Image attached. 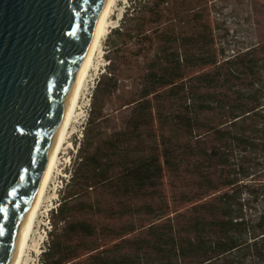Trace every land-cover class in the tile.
Wrapping results in <instances>:
<instances>
[{
    "label": "trees",
    "instance_id": "16d2710c",
    "mask_svg": "<svg viewBox=\"0 0 264 264\" xmlns=\"http://www.w3.org/2000/svg\"><path fill=\"white\" fill-rule=\"evenodd\" d=\"M184 2L131 0L127 15L184 21L166 12ZM160 34L110 132L99 95L119 79L98 81L41 264H264V40L221 61L206 23Z\"/></svg>",
    "mask_w": 264,
    "mask_h": 264
},
{
    "label": "water",
    "instance_id": "95a60500",
    "mask_svg": "<svg viewBox=\"0 0 264 264\" xmlns=\"http://www.w3.org/2000/svg\"><path fill=\"white\" fill-rule=\"evenodd\" d=\"M106 0H0V264H11Z\"/></svg>",
    "mask_w": 264,
    "mask_h": 264
},
{
    "label": "rangeland",
    "instance_id": "374dc122",
    "mask_svg": "<svg viewBox=\"0 0 264 264\" xmlns=\"http://www.w3.org/2000/svg\"><path fill=\"white\" fill-rule=\"evenodd\" d=\"M184 1L186 2L183 6L170 7L166 12L172 16L181 10L187 18L165 25L153 22L147 14L145 16L135 14L134 17L127 15L132 6L131 0L115 1L22 264H41V255L50 241L52 212L62 202L66 184L73 173L75 161L78 160V150L87 137L86 131L94 105L96 86L108 68L114 71L119 79V88L111 95H99L102 103H105L104 113L109 115V120L101 128L105 132L123 125L127 111L123 112L122 106L136 93L145 58L157 51L156 45L162 31L170 35L182 32L189 34L192 25L206 23L221 61L249 50L264 40V0ZM116 30H120V34L115 33ZM141 30L148 36H139L138 32ZM97 132L95 129L92 137H96ZM167 183L168 179L165 187L169 191Z\"/></svg>",
    "mask_w": 264,
    "mask_h": 264
},
{
    "label": "bare ground",
    "instance_id": "6f19581e",
    "mask_svg": "<svg viewBox=\"0 0 264 264\" xmlns=\"http://www.w3.org/2000/svg\"><path fill=\"white\" fill-rule=\"evenodd\" d=\"M115 1L116 0H106L102 8V12L99 16V20L97 23V29L94 32L93 40L88 49L87 55L78 73L72 93L68 100V103H67L64 115H63V119H62V122L59 128L57 140L55 142L51 155L47 161L42 179L40 181V184L36 192L33 205L29 211L26 222L21 230L17 249H16V252H15V255L13 257L11 264H22L24 261L25 253L27 251V247H28L31 235L35 227V223H36L41 205L44 201L48 186L50 184L54 170L57 166L60 151L65 144V141L69 133L70 127L72 125L73 119L75 118V114L80 104V100H81V97H82V94L85 88L86 81L91 71V67L93 66L94 59L96 57L95 55L97 51L99 50L102 39L105 35L106 29L109 23V19H110V14L113 10Z\"/></svg>",
    "mask_w": 264,
    "mask_h": 264
}]
</instances>
